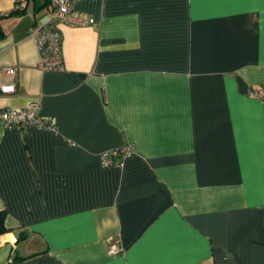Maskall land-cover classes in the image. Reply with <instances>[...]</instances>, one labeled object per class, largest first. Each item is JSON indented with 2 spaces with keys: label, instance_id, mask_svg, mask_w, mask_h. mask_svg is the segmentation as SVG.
<instances>
[{
  "label": "crops",
  "instance_id": "1",
  "mask_svg": "<svg viewBox=\"0 0 264 264\" xmlns=\"http://www.w3.org/2000/svg\"><path fill=\"white\" fill-rule=\"evenodd\" d=\"M74 8L94 24H59L64 68L42 72L50 0H0V111L39 101L56 127L0 121V264H264V0Z\"/></svg>",
  "mask_w": 264,
  "mask_h": 264
},
{
  "label": "built area",
  "instance_id": "2",
  "mask_svg": "<svg viewBox=\"0 0 264 264\" xmlns=\"http://www.w3.org/2000/svg\"><path fill=\"white\" fill-rule=\"evenodd\" d=\"M52 8L51 17L42 24L34 25L29 36L36 43L40 61L38 68L42 72H60L63 70L62 38L59 24L69 26H88L93 25L94 20L83 16L74 8V0H50ZM27 4L20 1L16 7V13H24ZM18 69L14 67H0V95H11L16 92V84L5 83V78L16 80ZM249 95L264 102V85L251 88ZM0 121L6 131H27L33 128L41 130L56 131V127L44 120L42 117V106L39 101H34L26 109L7 108L0 111ZM133 153L132 147L116 149L102 154V164L105 168L122 166L125 158ZM116 245L109 250L111 255L118 254Z\"/></svg>",
  "mask_w": 264,
  "mask_h": 264
},
{
  "label": "trees",
  "instance_id": "3",
  "mask_svg": "<svg viewBox=\"0 0 264 264\" xmlns=\"http://www.w3.org/2000/svg\"><path fill=\"white\" fill-rule=\"evenodd\" d=\"M8 229L6 227V213L0 211V236L6 234Z\"/></svg>",
  "mask_w": 264,
  "mask_h": 264
}]
</instances>
